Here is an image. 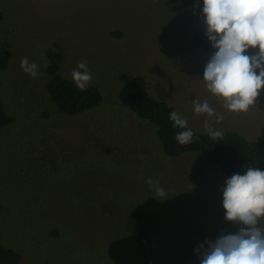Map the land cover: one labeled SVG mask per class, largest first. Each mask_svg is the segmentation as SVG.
<instances>
[{
  "label": "rangeland",
  "instance_id": "374dc122",
  "mask_svg": "<svg viewBox=\"0 0 264 264\" xmlns=\"http://www.w3.org/2000/svg\"><path fill=\"white\" fill-rule=\"evenodd\" d=\"M0 9V50L12 54L0 70V99L16 119L0 131V233L21 264H200L201 245L246 227L226 219L222 170L202 153L168 157L156 127L117 99L141 75L194 131L207 133L208 121L264 140V90L236 113L207 89L210 57L191 42L193 31L207 27L203 0H0ZM24 58L38 65L37 77L23 71ZM80 62L103 104L74 117L56 114L44 94L46 67L72 79ZM195 100H207L223 120L195 114ZM149 177L165 197H155ZM135 209L157 221L143 249L130 231ZM257 227L264 229V217Z\"/></svg>",
  "mask_w": 264,
  "mask_h": 264
},
{
  "label": "clouds",
  "instance_id": "9594fccd",
  "mask_svg": "<svg viewBox=\"0 0 264 264\" xmlns=\"http://www.w3.org/2000/svg\"><path fill=\"white\" fill-rule=\"evenodd\" d=\"M203 16L206 35L215 49L204 69L207 89L223 98L229 112H247L264 90V0H203ZM257 47L258 53L247 54L248 49ZM21 68L33 78L39 75L38 65L27 58L21 61ZM71 76L82 91L92 80L87 62H80ZM193 106L197 115L215 116L217 123L223 120L207 100H195ZM169 119L175 128L183 129L175 134L176 142L192 143L195 133L188 121L176 111ZM204 126L210 138H222L223 133L208 121ZM145 182L154 189L155 197L166 196L158 180L149 177ZM222 192L226 219L246 227L206 241V247L201 245L200 264H264V229L257 227L259 218L264 217V171L248 167L243 174H233Z\"/></svg>",
  "mask_w": 264,
  "mask_h": 264
},
{
  "label": "trees",
  "instance_id": "16d2710c",
  "mask_svg": "<svg viewBox=\"0 0 264 264\" xmlns=\"http://www.w3.org/2000/svg\"><path fill=\"white\" fill-rule=\"evenodd\" d=\"M4 16L0 9V24ZM112 35L119 37L120 33L114 32ZM191 42L196 51L209 57L215 51L205 29L193 31ZM258 51L250 48L247 54L254 55ZM11 59L10 51L0 50V70H7ZM59 71V67L55 65H48L45 71L48 74L45 98H48L51 109L55 110L56 114L74 117L101 107L104 95L98 86L91 85L82 91L72 79ZM117 99L137 118L156 127L158 139L165 154L170 158H179L187 153H202L210 164L223 171L227 179L233 174H243L248 167H257L264 171V140L250 141L237 132H222V138L212 139L207 133H198L191 128L195 133L193 142L188 145L178 144L175 134L183 129L175 128L169 119V114L175 109L162 99L154 97L147 79L141 75L125 82ZM49 114L50 111L46 110L42 116L47 118ZM15 121L16 119L6 113L0 99V131ZM2 211L3 206L0 203V220ZM128 218L130 231L143 249V242L150 241V232L154 231L157 223L156 217L151 212L135 209L129 213ZM21 261L22 256L18 252L3 245L0 233V264H21Z\"/></svg>",
  "mask_w": 264,
  "mask_h": 264
}]
</instances>
